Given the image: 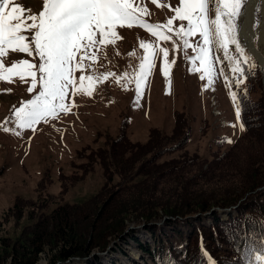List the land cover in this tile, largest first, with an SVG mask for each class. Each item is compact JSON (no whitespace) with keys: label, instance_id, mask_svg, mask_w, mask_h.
I'll list each match as a JSON object with an SVG mask.
<instances>
[{"label":"rangeland","instance_id":"obj_1","mask_svg":"<svg viewBox=\"0 0 264 264\" xmlns=\"http://www.w3.org/2000/svg\"><path fill=\"white\" fill-rule=\"evenodd\" d=\"M131 2L134 7L142 6L148 10L142 17L148 24L166 25L172 19L174 31H178L181 24L186 29L188 27L187 21L176 19L172 10L183 7L181 0H157L155 4L152 0ZM251 2L247 0L244 3L237 20L238 38L242 46L246 45L248 52L253 54L249 50L251 44L256 55L264 57V1L258 0L254 8L256 5L258 7L252 10L253 38H244V25ZM216 3L217 0L208 2L209 19L215 18ZM13 6L30 9L25 15L39 16L44 9V0H12L9 11ZM27 22L32 23L31 20ZM160 31L165 34L163 29ZM116 33L117 38L109 42H103V38L97 34L95 39L100 43L86 49L82 46L76 61L82 63L83 71L75 70L73 73L77 88L68 90L65 99L67 111L58 112V119L41 121L34 130L18 128L14 110L33 99L39 86L35 91H30V77L25 78L28 81L25 83L18 75L0 70V75L4 77L0 79V226L4 229L0 236L15 240L29 224L26 218L18 222L14 217L19 199L34 202L47 199L53 208L59 202L82 203L97 194L105 183L100 165H95L89 175L66 193L63 192L60 176L82 178V167L88 162L82 158L84 150L105 147L109 138L119 137L123 127L132 142L146 143L154 128L171 136L176 113H186L192 129L191 141L183 150L164 155L160 162L178 159L185 154L210 161L219 148L223 154L232 150L239 157L246 151L247 144L243 141L245 127L241 116L239 119L236 116L239 103L232 77L237 73L232 72L233 64L228 61L223 49H219L215 43L211 46L212 80L209 82V73L202 71L204 66L197 59L198 49L193 51L194 47L202 45V37L198 33L187 37L193 46L187 49L173 33H166L172 37L169 41L152 36L147 29L138 26L118 27ZM22 34L29 38L34 35L27 31ZM142 44H147L148 50L155 56L151 69L148 62L152 58ZM256 45H261L262 49ZM161 48L169 51L167 76L163 71ZM93 54L95 59L92 58ZM228 55L238 57L239 54L234 46H230ZM245 56L249 58L246 51ZM22 60L37 62L35 57L13 52L8 47L0 57V64L7 69ZM142 62L145 64V78L138 96L135 81L141 74ZM81 76L91 77V80L85 79L81 85ZM239 81L244 87V81ZM233 92L236 93L235 101L232 99ZM222 139L224 144L217 146L216 143ZM127 235H137L146 242L152 240L145 234L143 226L132 225ZM125 237L129 244L117 240L111 244L108 252H93V256L97 253L103 264H151L148 257L143 258L139 253L134 242ZM52 253H42L38 264H51L48 258Z\"/></svg>","mask_w":264,"mask_h":264},{"label":"trees","instance_id":"obj_2","mask_svg":"<svg viewBox=\"0 0 264 264\" xmlns=\"http://www.w3.org/2000/svg\"><path fill=\"white\" fill-rule=\"evenodd\" d=\"M243 47L249 57L241 63L244 77H232L246 131L247 148L240 157L219 148L210 161L185 154L160 162L192 139L183 112L176 113L171 136L154 128L146 143L132 142L123 127L105 147L84 150L88 162L82 178L60 176L66 193L100 165L105 183L97 194L53 208L47 199L17 201L14 217L29 224L15 240L0 236V264H38L44 252H53L51 264H103L97 253L108 252L117 240L127 243L125 236L151 264H259L257 256L264 255V69ZM227 209L231 213L224 218ZM132 225L143 226L151 242L127 235ZM3 230L0 226V234Z\"/></svg>","mask_w":264,"mask_h":264},{"label":"snow or ice","instance_id":"obj_3","mask_svg":"<svg viewBox=\"0 0 264 264\" xmlns=\"http://www.w3.org/2000/svg\"><path fill=\"white\" fill-rule=\"evenodd\" d=\"M11 2L12 0H0V57L11 47L13 52L26 53L29 57L37 59L36 63L22 60L7 69L0 64V70L18 75L25 83H28L25 78L30 77V91H35L39 86V91L33 99L14 110L16 126L21 129L34 130L41 121L58 119V112L67 111L65 99L68 90L77 88L73 73L75 70L83 71L82 63L76 61L77 54L82 51V46L86 49L100 43L95 39L97 34L105 43L116 39L118 27L138 26L165 41L172 39L166 33H173L183 41L186 49L193 47L187 37L198 33L202 37V45H197L193 51L198 49L197 59L204 66L202 71L209 73V82L212 80L210 56L213 43L223 49L228 61L233 64L232 72L239 73L241 78L244 77L241 63L247 64L248 58L238 38L237 20L247 0H217L214 19H209L208 16L209 0H181L183 7L172 10L176 19L187 21L188 27L186 29L181 24L178 31L173 30L172 19H169L166 25L146 23L142 17L148 10L142 6L134 7L131 0H44V9L39 16L25 15L30 9L26 10L24 7L13 6L9 11ZM152 3H157V0H152ZM29 20L32 21L31 24L27 22ZM160 29H163L165 34H162ZM25 31L34 35L29 38L22 34ZM141 46L152 58L148 62V68L151 69L154 67L155 56L148 50L147 44ZM230 46L235 47L238 57L228 55ZM159 51L163 53V71L167 76L169 51L165 48ZM92 58L95 59L94 54ZM144 67L142 62L141 74L135 81L138 96L145 78ZM3 78L0 75V79ZM85 79L91 80V77L81 76V85ZM239 83L237 80V84ZM232 99L236 100L235 92L232 93ZM236 116L238 119L241 116L239 108L236 110ZM257 260L259 264H264V255H258Z\"/></svg>","mask_w":264,"mask_h":264},{"label":"bare ground","instance_id":"obj_4","mask_svg":"<svg viewBox=\"0 0 264 264\" xmlns=\"http://www.w3.org/2000/svg\"><path fill=\"white\" fill-rule=\"evenodd\" d=\"M258 0H252L251 4L249 5V9L247 11V17H246V20H245V25H244V38L246 40H250L252 39L253 37V33L251 32V21H252V8L254 7V5L256 4ZM250 30V31H249ZM250 48L254 51V47L253 45L250 44ZM249 48V50H250ZM251 51V50H250ZM251 51L253 54L255 53L256 55V52L254 51ZM254 55V56H255ZM257 56V55H256Z\"/></svg>","mask_w":264,"mask_h":264},{"label":"water","instance_id":"obj_5","mask_svg":"<svg viewBox=\"0 0 264 264\" xmlns=\"http://www.w3.org/2000/svg\"><path fill=\"white\" fill-rule=\"evenodd\" d=\"M251 51H253L251 48H250ZM254 52V51H253ZM255 55V53H254ZM255 57L257 58V60L259 61L260 65L262 67H264V61H262L263 59H261L260 57L256 56ZM215 210H219V209H215ZM224 214L227 216L229 213H231V209H227V210H223ZM210 214H205L203 216H209ZM200 216H197V218H199Z\"/></svg>","mask_w":264,"mask_h":264}]
</instances>
